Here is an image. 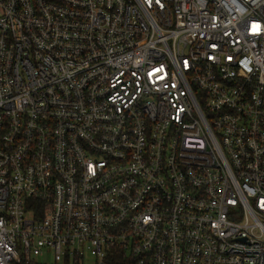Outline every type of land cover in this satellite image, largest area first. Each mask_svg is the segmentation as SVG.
<instances>
[{"label": "built area", "instance_id": "built-area-1", "mask_svg": "<svg viewBox=\"0 0 264 264\" xmlns=\"http://www.w3.org/2000/svg\"><path fill=\"white\" fill-rule=\"evenodd\" d=\"M0 264H264V0H0Z\"/></svg>", "mask_w": 264, "mask_h": 264}, {"label": "rangeland", "instance_id": "rangeland-1", "mask_svg": "<svg viewBox=\"0 0 264 264\" xmlns=\"http://www.w3.org/2000/svg\"><path fill=\"white\" fill-rule=\"evenodd\" d=\"M47 259L49 260V259H50V257L48 256V257H47Z\"/></svg>", "mask_w": 264, "mask_h": 264}]
</instances>
